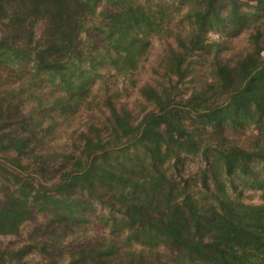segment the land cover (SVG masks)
Listing matches in <instances>:
<instances>
[{"label": "trees", "instance_id": "16d2710c", "mask_svg": "<svg viewBox=\"0 0 264 264\" xmlns=\"http://www.w3.org/2000/svg\"><path fill=\"white\" fill-rule=\"evenodd\" d=\"M263 38L264 0H0V264H264ZM97 82L109 131L40 149Z\"/></svg>", "mask_w": 264, "mask_h": 264}, {"label": "rangeland", "instance_id": "374dc122", "mask_svg": "<svg viewBox=\"0 0 264 264\" xmlns=\"http://www.w3.org/2000/svg\"><path fill=\"white\" fill-rule=\"evenodd\" d=\"M222 39V35L217 32H210L208 34V40L210 42H219ZM150 41L152 43V53L153 56L156 57V55L159 53V46H160V39L157 36H151ZM246 45V38L245 35H243L238 41L235 42L236 47H243ZM261 45L264 49V38L261 40ZM263 57H264V50H263ZM154 61V60H153ZM152 72H150L151 75ZM110 83L109 87L112 89H120L122 91V97L121 99L128 103L130 109L133 111V116H134V121L138 122L141 120L143 115L148 111L153 108V105L147 102L144 98H142L138 93L137 90H132L130 89V86L128 85V80L123 78V76H117L114 71H110L107 74ZM153 77H156L154 74L152 75ZM150 77V76H149ZM23 82L26 81L28 83V76L23 78ZM12 81H20V78H17L16 76H13ZM104 87L101 86L99 82L96 83V85L93 88V91L90 94L89 101L93 102L91 107L93 108V112L95 117L93 119L89 118V115H91V112L83 108L80 110V112H77L76 114L70 116V118L67 121L62 122L59 126H57L56 131L50 134L48 141L49 144L47 145H42L39 148H69V149H74L76 147V142L80 140V133L86 129V123H90L91 120L95 121L98 123L99 127H102V131L108 132L109 129H107V124H106V116H103L100 112V108L98 104V101L100 100L101 95L104 92ZM124 89H127L128 91H125ZM34 104L33 103H26L25 104V111H29L33 108ZM83 107V106H82ZM92 112V113H93ZM105 124V127H104ZM47 125V124H46ZM251 132L247 130L246 136H249ZM246 138V137H244ZM244 140V139H243ZM78 145V144H77ZM68 150V149H67ZM13 154H9L8 156L6 153L0 152V158H12ZM9 161V160H8ZM166 165H169V163H166ZM187 165H188V170L196 172L198 171L199 167L201 166L200 162V157L199 156H190L187 158ZM34 167V166H32ZM31 167V168H32ZM55 168H48L47 173L43 174V176L38 178L41 181H46L49 182L51 181L52 178L56 177L54 174ZM262 175L264 176V169L262 170ZM37 177V175H36ZM231 192V191H230ZM233 194V193H232ZM235 198L236 196L233 195ZM240 200L247 204V205H263L264 204V192L263 191H248L246 194L240 198ZM99 213V212H97ZM30 228L29 225H25L23 227V235L22 237L26 236L25 231H27ZM90 230H88V234L94 233L95 230H100L99 229V224L95 223L93 225L89 226ZM25 233V234H24ZM9 239H16L19 240L15 237H8L3 238L1 237L0 240L7 241ZM22 239V238H21ZM136 249H140L139 245H135ZM34 257V255L32 256ZM36 257V255H35ZM66 263V262H65Z\"/></svg>", "mask_w": 264, "mask_h": 264}]
</instances>
